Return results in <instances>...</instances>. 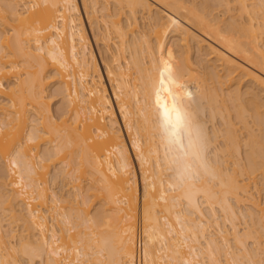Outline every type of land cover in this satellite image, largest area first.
Listing matches in <instances>:
<instances>
[{"label": "bare ground", "instance_id": "bare-ground-1", "mask_svg": "<svg viewBox=\"0 0 264 264\" xmlns=\"http://www.w3.org/2000/svg\"><path fill=\"white\" fill-rule=\"evenodd\" d=\"M80 3L100 63L77 0H0V25H7L0 30V155L7 172L0 170V210L10 217L8 230L0 222V264H23L15 255L38 264H241L256 250L264 264V208L251 191L257 174L264 181V0ZM97 12L102 36L92 26ZM192 39L223 74L202 58L192 66ZM161 73L172 78L161 103L175 104L184 121L178 142L156 103ZM235 78L252 86L224 94ZM226 95L234 124L223 113ZM47 98L59 102L54 114ZM218 117L223 128L213 124ZM55 162L61 168L54 176L70 185L67 199L48 192ZM86 192L101 200L92 215ZM202 204L210 213L205 221ZM241 205L250 206L248 218L257 213L244 233L236 224ZM217 212L229 229L219 226ZM208 222L217 226L215 236ZM253 254L247 262L259 264Z\"/></svg>", "mask_w": 264, "mask_h": 264}, {"label": "rangeland", "instance_id": "rangeland-1", "mask_svg": "<svg viewBox=\"0 0 264 264\" xmlns=\"http://www.w3.org/2000/svg\"><path fill=\"white\" fill-rule=\"evenodd\" d=\"M103 1L104 0H97V2H99V4L100 3H103ZM105 1H107V0H105ZM189 1H191L193 4H195V3H199L200 2V0H189ZM105 3V2H104ZM77 4H78V6H79V13H80V16H81V19H82V24H83V28H84V30H85V32H86V34H87V36H88V38H89V41H90V43H91V47L93 48V51H94V53H95V56H96V58H97V60L99 61V63H100V60H99V57H98V52H97V49H98V47H96V45H95V43H94V40H93V34H92V31L89 29L90 28V26H89V23H88V20H86V14L85 13H83L84 11H83V8H82V6H81V3H80V0H77ZM98 6V3H97V5L95 6V7H97ZM89 9H91V8H89ZM220 10V11H219ZM219 11V12H218ZM213 12L215 13V14H218L219 15V17H221L220 19H223V20H226L227 18H228V12H226L225 13V11H223L222 9H220V8H215L214 10H213ZM95 16V15H94ZM99 16H100V12H97L96 13V17H94L93 18V24H92V26L94 27V28H96V30L94 29V32H96V34H98V35H100V34H102V35H104V30H103V28H104V26L102 27V21H101V16H100V18H99ZM95 18H96V20H95ZM140 20V19H139ZM141 21V20H140ZM139 21V22H140ZM98 22V23H97ZM138 22V25H140V23ZM8 23H11V21H8ZM97 23V24H96ZM141 23H142V21H141ZM95 25V26H94ZM142 25V24H141ZM7 25H5L4 27H6ZM97 26V27H96ZM99 26V27H98ZM4 27H3V25H0V30H4ZM138 28H140V26H138ZM99 30V31H98ZM98 31V32H97ZM101 31V32H100ZM194 31V30H193ZM196 34H198V32H196V31H194ZM102 35H100V36H102ZM100 36H98V37H100ZM178 38H179V36H177V35H175V36H171V37H169V39H168V42H167V45H166V49L168 48V46H169V44L170 43H172V42H175L176 40L178 41ZM190 41V40H189ZM109 43H110V41H108ZM176 43V42H175ZM194 40L192 39L191 41H190V43H189V45H190V50H189V54H188V56H189V61L192 63V66L194 67V66H196L195 65V63H196V61H197V58H198V60H199V58H202V60L203 61H205V62H202V64L203 65H207L208 67H209V70H211L212 72H213V69H214V72H213V74H216V75H221V74H223L224 72L219 68V66H217V61H215V60H213V59H210L209 57H207V49L206 48H204L205 46H203V48H202V50H200L201 52H199V50H198V48H197V46H195L196 44L194 43ZM100 45V44H99ZM102 45V44H101ZM100 45V46H101ZM99 46V47H100ZM102 47H103V45H102ZM101 47V48H102ZM197 48V49H196ZM198 50V51H197ZM206 53V55L204 56V58H206V59H204L203 58V56L202 55H204ZM202 54V55H201ZM199 55V56H198ZM201 56V57H200ZM205 63V64H204ZM217 66V67H216ZM101 67H102V65H101ZM215 67V68H214ZM213 68V69H212ZM102 70H103V68H102ZM215 70H216V72H218V73H216L215 72ZM48 75V73H46L44 76H47ZM263 78H264V76L263 75H261ZM220 77V76H219ZM222 78V77H221ZM12 79V78H11ZM222 80V79H221ZM46 82L48 81V83L51 81V80H49V79H47V80H45ZM252 86V84L251 83H249V81L248 80H244V79H242L241 81H239L238 83H237V79L235 78L234 80H233V82L231 81V83H229V84H226L225 86H223L222 87V92L224 93V94H226L230 89H233V88H239L240 89V91H244L246 88L247 89H249L248 87H251ZM107 87L109 88V86H108V83H107ZM54 89V86H51L50 85V87H48L47 88V90H50V91H52ZM254 91H258V90H254ZM109 92H110V94H111V91H110V88H109ZM262 95H263V93H262ZM111 97H112V99H113V96L111 95ZM49 98H47V100H48ZM50 100V101H49ZM48 101H49V104L51 105V111L53 112H55V110H56V107L58 106V101H56L55 102V98H50ZM223 102H224V105L226 106V109L223 111V113L225 114V116L227 117V118H229V119H231V122L234 124V123H236L237 122V120L236 119H234V117H235V110H234V108L232 107L233 106V102L230 100V98L226 95V96H224L223 97ZM57 104V105H56ZM54 112H53V114H54ZM117 115H118V112H117ZM175 118V113L173 112V119ZM119 120H120V118H119ZM220 119H219V117L217 118V119H215L214 121H213V124H215L216 126H218L219 128H223L224 126H222V124H221V127H220ZM251 125V128L253 129V131H255L254 133H258L257 131H256V129H257V126L256 125H254V124H250ZM235 126H237V128H238V126H241V125H239V124H235ZM242 129V128H241ZM124 131V130H123ZM240 131H242V132H240ZM239 132L241 133H238L241 137L240 138H242V139H244L245 137H246V133H245V130H240ZM125 139H126V136H125ZM220 139V138H219ZM127 140V139H126ZM221 140V139H220ZM218 141V142H216V145H219L220 144V142L221 141ZM127 145L129 146V150H130V145H129V143H128V141H127ZM46 146H48V145H46ZM2 148H5L3 151H6V146L5 147H2ZM40 149H45V146H43V145H41V147H40ZM244 147L242 146L241 147V150H242V155H243V151H244ZM42 151V150H41ZM5 154H7L6 152H5ZM5 156V155H4ZM131 156H132V158H133V163H134V166H135V170H136V172H137V178H138V182H139V184H138V190H139V192L141 191V184H140V174H139V171H138V165H137V163H136V159H135V157L133 156V154H132V152H131ZM0 157H1V159H0V170L1 171H3V169L4 168H1V165L2 164H4L3 163V161H2V159H3V157L0 155ZM59 165L60 164H58L57 162H55L54 164L53 163H50V165H49V168H48V175H47V180H48V182H47V186H48V192H49V194L50 193H52V192H56V194L57 195H59V196H62V194L64 195V198H66L67 199V197H68V194L70 193L71 194V190H70V188H69V184H67L68 183V179L67 178H63V180H61V177H59V176H54V174L58 171V168L60 169L61 167H59ZM2 167H4V166H2ZM56 170V171H55ZM6 171H5V169H4V173H5ZM7 173V172H6ZM6 173H5V175H6ZM54 177V179L52 180V178ZM55 177H57V178H55ZM261 178V179H260ZM1 179V178H0ZM263 179H262V177L261 176H259L258 174L256 175V177H255V182H257L256 184V188L255 187H253V189H251V191H253L252 193H253V195L255 196V198H256V200H257V202L260 204V206L262 207V208H264V181H262ZM67 181V182H66ZM0 182H1V180H0ZM85 182V183H84ZM83 182V184H81L82 186H85V188H87L88 186H86V185H88L87 183H86V181H84ZM67 184V185H66ZM254 189H257V191L256 190H254ZM2 192V193H1ZM89 192H90V190H89ZM0 193L2 194V195H4V193H5V191L4 190H2V189H0ZM88 192H86L85 193V196L87 195L88 197H89V201H90V206H89V210H90V213H91V215L93 214V213H95V211H97V209L100 207V203H101V200L99 199V198H96V196L94 197V195L92 196L91 194H92V191L89 193V194H87ZM7 194V193H6ZM5 194V195H6ZM70 194H69V196H70ZM1 195V196H2ZM91 195V196H90ZM66 196V197H65ZM3 197H5V196H2V198ZM63 197V196H62ZM69 198H71V197H69ZM68 198V200H71V199H69ZM84 198V197H83ZM87 198V197H86ZM85 199V198H84ZM88 199V198H87ZM200 200V199H199ZM103 202V201H102ZM68 205V204H67ZM205 205L204 204H202L201 205V207H203L202 208V211H203V213L205 214H203L204 216H208V217H206V219H204L203 217V219H204V221L205 220H207V218H209V216H210V213L208 214L207 212L209 211L207 208H206V206L204 207ZM249 206V205H248ZM248 206H246V205H241V207L240 208H237V210L239 209L240 210V212H239V214H241V215H239L238 216V218H237V220H236V224L239 226L238 228H239V230H240V233L242 232V233H244L245 231H246V229H248V225L251 227V229H252V227L254 228L255 226H251L253 223V220L255 221V219H253L255 216H257V213L255 212V211H253V212H255L256 213V215H255V213H253L254 215H252V218H248V214L250 213V212H252L250 209L251 208H248L247 209V207ZM102 207V206H101ZM250 207V206H249ZM2 209L4 208V207H1ZM100 209V208H99ZM5 210V209H4ZM3 210V211H4ZM238 210V211H239ZM246 210H248V212H249V210H250V212L247 214L245 211ZM1 211V210H0ZM3 213H5V215L7 214V215H9L8 214V212L6 211V212H0V222H2L1 224H2V226H4L3 227V229L4 228H6V230H8V223H9V221H10V217L9 216H5ZM218 214L217 215H219L220 217V219H217L218 220V224H219V226L220 227H224V228H226V229H229L230 228V223H228V222H226L224 219H222V216H221V214H220V212H217ZM246 215H248V216H246ZM5 216V217H4ZM196 216V215H195ZM7 217V218H6ZM9 219V220H8ZM135 219V220H134ZM133 220L135 221V243H136V237H137V232L138 231H140V228H141V218H140V213H139V209H138V207L136 208V211H135V218H134ZM211 219V218H210ZM251 219H253L250 223H251V225L249 224V220H251ZM2 220V221H1ZM7 220V221H6ZM209 220V219H208ZM224 221V223H223V221ZM6 222H8L7 223V226H5L6 225ZM16 222V221H15ZM50 222V221H49ZM20 223L21 222H16V223H11V224H19L20 225ZM209 223V222H208ZM207 223V225L209 226L208 227V232L211 234V232H212V234L215 236V234L217 233L216 231V225L214 224V223H209L208 224ZM227 223L229 224V226L227 225ZM254 224L257 226V224L254 222ZM17 227V229H18V225L16 226ZM247 227V228H246ZM20 230V229H19ZM19 230H17V233L19 234L20 233V231ZM216 230V231H215ZM249 230V229H248ZM19 231V232H18ZM215 233V234H214ZM18 238V237H17ZM229 245H230V249H231V251L233 252H237V250H239V251H241L240 249H241V247H239L240 249H238V247H236L234 244H233V242L231 241V240H229ZM246 245V247H248L247 249H249V250H251V252H252V249H255V246H254V248H253V245L251 244V239L250 240H248V238H247V240H246V243H245ZM141 246H142V244H141ZM141 246H140V249H141ZM135 250L137 251V247H135ZM239 251L236 253L237 255H239ZM254 252V251H253ZM253 252H252V254H253ZM241 253V252H240ZM256 253H257V250H256ZM255 252H254V254H256ZM13 254V253H12ZM252 254L250 255V253H249V255L250 256H252ZM254 254H253V258L255 257L254 256ZM248 255V258L247 257H245V258H247L246 260H244L243 258H241L240 259V261H241V264H249V262H247L248 261V259H249V256ZM72 256V255H71ZM70 256V257H71ZM240 256V255H239ZM238 256V257H239ZM257 256H259V255H257ZM255 257L256 258V262L258 263L259 262V264H263V260H261V261H258L259 259H257L258 257ZM261 256V255H260ZM13 257H14V254H13ZM15 257L16 258H18V261H22L23 262V264L26 262V259L25 258H23V257H20L19 255H15ZM241 257V256H240ZM239 257V258H240ZM244 257V256H243ZM206 258H203V260L205 261V263L204 264H208L207 262V260H205ZM201 261H202V259H201ZM203 261V262H204ZM207 261V262H206ZM239 261V262H240ZM137 262V261H136ZM247 262V263H246ZM261 262V263H260ZM27 264H38L37 262L35 263L34 261L33 262H30V263H28V262H26ZM25 263V264H26ZM250 263H251V261H250ZM22 264V263H21ZM136 264V263H135ZM137 264H138V262H137ZM210 264V263H209ZM240 264V263H239ZM256 264V263H255Z\"/></svg>", "mask_w": 264, "mask_h": 264}, {"label": "snow or ice", "instance_id": "snow-or-ice-1", "mask_svg": "<svg viewBox=\"0 0 264 264\" xmlns=\"http://www.w3.org/2000/svg\"><path fill=\"white\" fill-rule=\"evenodd\" d=\"M171 76L165 77L163 73H161V78L159 81L160 89L156 93V103L158 107V111L160 113V116L162 118V126L165 128L166 131H168L174 139L178 137V134L183 130V118L181 117V114L179 110L176 108L175 104L173 105L172 109H169L167 106V103H161V92L167 91L171 95L170 88H167L166 82L171 81ZM173 101H175L176 97L172 96ZM173 112L175 113V118L173 119ZM175 141H179L178 139H175Z\"/></svg>", "mask_w": 264, "mask_h": 264}, {"label": "built area", "instance_id": "built-area-1", "mask_svg": "<svg viewBox=\"0 0 264 264\" xmlns=\"http://www.w3.org/2000/svg\"><path fill=\"white\" fill-rule=\"evenodd\" d=\"M140 246H141V233L140 231L137 232V237H136V247H137V252L139 253L140 251Z\"/></svg>", "mask_w": 264, "mask_h": 264}]
</instances>
